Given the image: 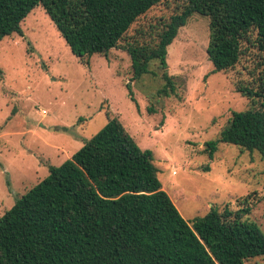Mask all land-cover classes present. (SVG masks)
I'll list each match as a JSON object with an SVG mask.
<instances>
[{
  "label": "trees",
  "instance_id": "1",
  "mask_svg": "<svg viewBox=\"0 0 264 264\" xmlns=\"http://www.w3.org/2000/svg\"><path fill=\"white\" fill-rule=\"evenodd\" d=\"M162 1L168 0H0V41L11 33L23 36L22 21L41 5L84 63L122 47L132 80L161 73L157 93L170 96L175 83L167 47L193 13L207 16L212 73L233 68L250 50L256 58L251 81L236 84L251 106L231 111L216 136L203 142L202 153L213 160L220 144L234 145L257 151L264 161V0H183L153 29L128 35ZM108 112L98 132L49 165L48 174L0 215V264H245L264 257V231L247 218V198L248 207L212 206L185 219L161 188L152 152ZM199 168L211 169L208 162Z\"/></svg>",
  "mask_w": 264,
  "mask_h": 264
},
{
  "label": "rangeland",
  "instance_id": "2",
  "mask_svg": "<svg viewBox=\"0 0 264 264\" xmlns=\"http://www.w3.org/2000/svg\"><path fill=\"white\" fill-rule=\"evenodd\" d=\"M183 3L168 0L152 6L130 26L128 35L153 29ZM21 27L23 36L11 33L0 41V215L48 174L49 165L63 162L98 132L109 111L142 149L152 152L161 188L185 219L203 215L212 206L221 210L226 204L232 209L250 205L247 218L264 231L260 154L226 144H220L213 160L202 153L203 142L216 136L231 111L251 106L236 84L252 79V50L233 68L212 73L206 53L209 18L193 13L167 47L175 94L163 96L157 93L164 83L161 73L132 80L131 60L122 47L112 48L107 56L93 54L89 64L84 63L41 5ZM206 162L209 171L199 168ZM245 198L249 205L243 204ZM245 264H264V257Z\"/></svg>",
  "mask_w": 264,
  "mask_h": 264
},
{
  "label": "built area",
  "instance_id": "3",
  "mask_svg": "<svg viewBox=\"0 0 264 264\" xmlns=\"http://www.w3.org/2000/svg\"><path fill=\"white\" fill-rule=\"evenodd\" d=\"M42 112H44V113H45V110H43Z\"/></svg>",
  "mask_w": 264,
  "mask_h": 264
}]
</instances>
